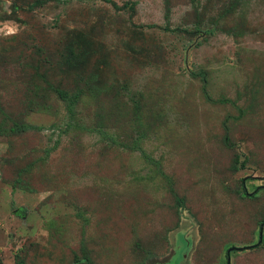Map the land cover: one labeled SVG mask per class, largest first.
I'll use <instances>...</instances> for the list:
<instances>
[{"label": "rangeland", "instance_id": "374dc122", "mask_svg": "<svg viewBox=\"0 0 264 264\" xmlns=\"http://www.w3.org/2000/svg\"><path fill=\"white\" fill-rule=\"evenodd\" d=\"M16 1L0 0V264H227L259 242L264 0ZM57 87L80 92L74 113ZM231 264H264V227Z\"/></svg>", "mask_w": 264, "mask_h": 264}, {"label": "trees", "instance_id": "16d2710c", "mask_svg": "<svg viewBox=\"0 0 264 264\" xmlns=\"http://www.w3.org/2000/svg\"><path fill=\"white\" fill-rule=\"evenodd\" d=\"M19 2L20 0L16 1V6H18ZM34 3L35 6H38V5H42L44 2L43 0H35ZM34 3L31 5V8H33ZM113 4L117 6L116 3L113 2ZM198 32L199 31L197 30L196 33ZM90 44H91L90 41L88 40L87 37H85V35L81 33L76 34L74 39L72 38L71 40L68 41L67 50H66L67 63L72 67H74V69H80L82 66H84L87 61V58L89 57ZM191 44L192 43H190V45ZM192 75L201 77L205 82L208 79L207 72L203 69L198 71H193ZM54 91L58 95V97L67 104L68 111L71 114L74 113L75 108L77 107L78 102L80 100V92L79 91L70 92L69 90L60 87L55 88ZM29 129H40V127L29 123L14 122L13 125L9 127V132L19 133V132L27 131ZM258 189L264 190V185H261ZM176 198L178 200V204H179L178 206H183L184 205L183 198H178V197ZM260 225L264 227V219L261 221ZM260 245L261 243H259L257 247Z\"/></svg>", "mask_w": 264, "mask_h": 264}, {"label": "water", "instance_id": "95a60500", "mask_svg": "<svg viewBox=\"0 0 264 264\" xmlns=\"http://www.w3.org/2000/svg\"><path fill=\"white\" fill-rule=\"evenodd\" d=\"M262 240H263V227H261V231H260V240H259L258 243L253 244V245H250V246H244V247L232 246V247L228 248L227 253L229 254V257H228V262H227V264H231V252H232V251H234V250H242V249L250 248V247H255V246H257L259 243H261Z\"/></svg>", "mask_w": 264, "mask_h": 264}, {"label": "flooded vegetation", "instance_id": "af4514ba", "mask_svg": "<svg viewBox=\"0 0 264 264\" xmlns=\"http://www.w3.org/2000/svg\"><path fill=\"white\" fill-rule=\"evenodd\" d=\"M174 255H175V254L172 255V258L174 257ZM227 255H228V257H229V254H228V253H227ZM181 257H182V262L185 263L184 260L187 258V255H186L185 253H183V254L181 255ZM172 258H171V259H172ZM227 262H228V259H227ZM73 264H84V259H82V260H77V261H75Z\"/></svg>", "mask_w": 264, "mask_h": 264}]
</instances>
